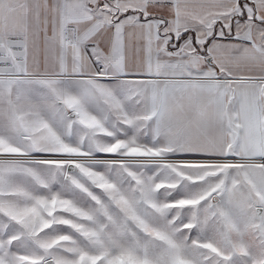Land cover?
Returning <instances> with one entry per match:
<instances>
[{
  "label": "snow or ice",
  "instance_id": "obj_1",
  "mask_svg": "<svg viewBox=\"0 0 264 264\" xmlns=\"http://www.w3.org/2000/svg\"><path fill=\"white\" fill-rule=\"evenodd\" d=\"M0 264H264V0H0Z\"/></svg>",
  "mask_w": 264,
  "mask_h": 264
}]
</instances>
